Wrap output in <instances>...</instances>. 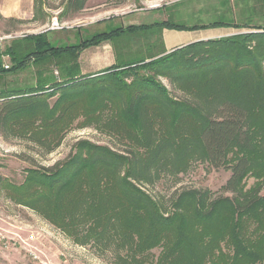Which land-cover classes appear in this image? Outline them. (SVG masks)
<instances>
[{
	"label": "trees",
	"instance_id": "1",
	"mask_svg": "<svg viewBox=\"0 0 264 264\" xmlns=\"http://www.w3.org/2000/svg\"><path fill=\"white\" fill-rule=\"evenodd\" d=\"M89 1L63 0L58 21L73 20ZM52 9L47 0H34L29 23L47 24ZM1 22L28 23L0 14ZM155 26L162 32L247 28L165 20L116 27L70 46L53 45L48 32L26 35L0 49V77L32 62L43 68L40 80L51 66L62 78L0 95L4 137L28 140L50 155L78 123L125 147L122 153L80 140L64 161L33 164L19 185L0 178V192L75 245L110 253L113 264H264V27L119 63L132 39ZM103 43L113 46L116 65L83 74L81 54ZM162 79L183 98L172 96ZM198 161L231 172L224 187L229 196L183 189L166 207L143 188L164 174H185ZM249 179L255 180L250 188Z\"/></svg>",
	"mask_w": 264,
	"mask_h": 264
},
{
	"label": "rangeland",
	"instance_id": "2",
	"mask_svg": "<svg viewBox=\"0 0 264 264\" xmlns=\"http://www.w3.org/2000/svg\"><path fill=\"white\" fill-rule=\"evenodd\" d=\"M63 0H47L52 12L49 14L52 18L45 25L36 23L17 24L9 26L6 23H0V37L13 35L22 38L26 35H40L51 31L49 28L52 19L57 18L61 13L60 5ZM91 1V3H90ZM88 8L85 9L79 18L68 20L59 24L65 29L58 30L51 39L55 45H71L95 35L96 33L107 32L113 28L124 25H152L156 22L165 20L171 23L194 27L207 26L212 23H231L239 27L247 28H223V31L214 32L221 37L210 39H224L241 34L258 32L251 27H264V0H90ZM174 2H180L175 4ZM166 9L162 8L167 6ZM97 6V7H95ZM159 10L161 12H152ZM96 18H107L114 20L116 24H109L106 31L98 28L79 31L82 24L87 26ZM251 28V29H250ZM7 31H14L12 34H6ZM203 31V30H195ZM162 38V39H161ZM132 39L131 44L125 53L128 55L119 63L137 62L148 57L157 55L165 50L162 29L158 26L150 28L147 32H142L140 39ZM208 41V40H206ZM11 41H7L5 46H9ZM120 54L122 50L119 49ZM173 52V51H172ZM171 52H167L169 54ZM6 59L5 64L10 65V59ZM89 66V59L85 62ZM91 68V65L89 66ZM40 66L29 63L24 69L3 74L0 77V95L34 90L41 81L51 86L54 82H61V70L56 66H51L47 74L39 79L38 72ZM82 72V71H81ZM162 82L169 88L172 96L183 98V95L174 90L168 80L162 79ZM52 91V90H50ZM49 91V92H50ZM56 98L50 101L53 105ZM65 137L62 145L52 154L45 155L42 150L37 148L28 140L4 137L0 132V178H7L13 184H21L26 175V171L36 166L52 167L57 162L64 161L73 152V147L80 140H88L96 144L109 146L118 152H125V147L119 139L113 135L100 132L93 127L81 129L78 123ZM231 176V172L225 169H215L206 163L195 162L191 169L179 176L164 174L163 178L154 185H143L152 196L159 202L170 207L171 198L177 192L183 189H195L210 191L212 196H229L224 187ZM254 179L248 180V188L254 184ZM264 193V191H263ZM0 229L10 232H19L21 235H29L31 231L38 234L41 238L42 249L47 253L50 264H113L110 253L100 254L91 246L81 247L68 240L63 234L43 220L34 211L16 205L14 202L6 199L5 194L0 192ZM156 255L159 254L157 250ZM0 264H39L35 262L27 252L20 246L5 247L0 242ZM49 264V263H48Z\"/></svg>",
	"mask_w": 264,
	"mask_h": 264
},
{
	"label": "crops",
	"instance_id": "3",
	"mask_svg": "<svg viewBox=\"0 0 264 264\" xmlns=\"http://www.w3.org/2000/svg\"><path fill=\"white\" fill-rule=\"evenodd\" d=\"M174 3L177 4L180 2H174ZM171 5L174 4H169L166 7H170ZM47 12L50 13L52 12V10H47ZM152 12L158 13L161 11L154 9V11ZM0 14L6 19L16 18L19 20L30 21L34 17V0H0ZM80 16L81 14H78L75 18H79ZM109 24H116L117 26H120V24H117L116 22H114V20L111 19L107 20V18L104 19L96 18V20H92L91 22H89L87 26L86 25L84 26L83 24L79 26L80 27L79 31L82 30L87 31L92 27L106 31L107 28L109 27ZM128 26H133V24L124 25V26L121 24L120 27L125 28ZM223 30H224L223 28H217V29H206L203 31L194 32V31H175V30L164 29L162 32L164 46H165L164 52L166 54L167 52L175 51L192 43L221 37L220 34H214V32L223 31ZM57 33L58 32L51 31L49 35L51 36ZM50 42L53 45H55L54 44L55 41L52 40L51 37H50ZM78 43L79 40L71 45H76ZM55 46L59 47L63 45L56 44ZM87 59H89L90 62L89 66L91 65V68L85 63ZM5 62L6 59L3 58L4 65ZM114 65H116V58L114 54V48L110 43H103L100 46L91 47L85 50L80 57L81 71L85 75L99 73L103 70L112 68Z\"/></svg>",
	"mask_w": 264,
	"mask_h": 264
},
{
	"label": "built area",
	"instance_id": "4",
	"mask_svg": "<svg viewBox=\"0 0 264 264\" xmlns=\"http://www.w3.org/2000/svg\"><path fill=\"white\" fill-rule=\"evenodd\" d=\"M64 29L60 24L57 18L52 19L51 27L49 31H58ZM16 36L8 35L0 37V49H5V43L7 41H12L16 39ZM7 56H5L6 58ZM8 58V57H7ZM5 69H9L10 65L5 64ZM29 235H21L19 232H10L7 230L0 229V242L5 247H10L11 243L16 247L20 246L29 256L39 264H50V259L47 256V253L42 249L41 238L38 237V234L34 231L28 233Z\"/></svg>",
	"mask_w": 264,
	"mask_h": 264
}]
</instances>
